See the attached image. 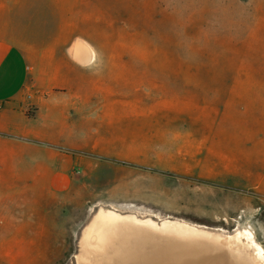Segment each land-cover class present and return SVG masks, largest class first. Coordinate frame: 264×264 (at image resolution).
Here are the masks:
<instances>
[{
	"label": "rangeland",
	"instance_id": "rangeland-1",
	"mask_svg": "<svg viewBox=\"0 0 264 264\" xmlns=\"http://www.w3.org/2000/svg\"><path fill=\"white\" fill-rule=\"evenodd\" d=\"M73 17L93 60L60 139L49 124L25 172L0 173V264H73L100 208L264 249V0H78Z\"/></svg>",
	"mask_w": 264,
	"mask_h": 264
},
{
	"label": "crops",
	"instance_id": "crops-1",
	"mask_svg": "<svg viewBox=\"0 0 264 264\" xmlns=\"http://www.w3.org/2000/svg\"><path fill=\"white\" fill-rule=\"evenodd\" d=\"M77 5L78 0H0V173L25 172V147L46 140L49 124L61 125L51 138L60 139L58 110L76 106L78 66L91 61L76 59L71 49L81 41L93 53L71 30Z\"/></svg>",
	"mask_w": 264,
	"mask_h": 264
},
{
	"label": "bare ground",
	"instance_id": "bare-ground-1",
	"mask_svg": "<svg viewBox=\"0 0 264 264\" xmlns=\"http://www.w3.org/2000/svg\"><path fill=\"white\" fill-rule=\"evenodd\" d=\"M71 54L80 61L93 60L81 41ZM58 249L56 244L55 254ZM58 262L59 254L52 260ZM73 264H264V249L247 229L225 232L100 208L81 232Z\"/></svg>",
	"mask_w": 264,
	"mask_h": 264
}]
</instances>
